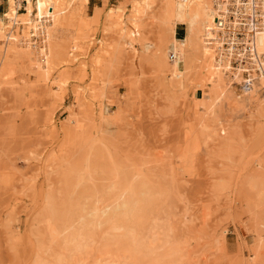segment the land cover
<instances>
[{
    "label": "rangeland",
    "instance_id": "rangeland-1",
    "mask_svg": "<svg viewBox=\"0 0 264 264\" xmlns=\"http://www.w3.org/2000/svg\"><path fill=\"white\" fill-rule=\"evenodd\" d=\"M132 1L124 4L125 13L116 14L119 3L110 0H100L98 17L94 9L81 10L53 32L61 41L53 75L44 79L37 73L36 56L31 62L18 57L12 80L1 85L0 264H36L38 255L57 264L46 254L49 244L41 233L65 197L63 173L78 160L82 172L74 174L71 186L82 173L78 193L96 189L101 195L102 178L96 188L88 180L90 155L96 176L110 160L123 173L162 184L174 239L184 251L190 247L186 252H193L194 264H264V247L258 250L264 245V173L258 167L264 163V110L258 108L263 87L256 82L250 95L245 83L233 82L203 129L198 114L202 118L205 111L195 107L209 99L208 90L196 87L194 70L174 91L167 89L169 80L164 82L156 63L160 6L135 29L129 21ZM109 12L116 18L109 20ZM115 22L120 26L114 29ZM180 28L184 39L185 26ZM103 51L112 62L99 68L93 62L105 58ZM97 69L99 82L92 79Z\"/></svg>",
    "mask_w": 264,
    "mask_h": 264
},
{
    "label": "bare ground",
    "instance_id": "bare-ground-1",
    "mask_svg": "<svg viewBox=\"0 0 264 264\" xmlns=\"http://www.w3.org/2000/svg\"><path fill=\"white\" fill-rule=\"evenodd\" d=\"M7 2V14L0 19V89L1 85L9 83L6 80L10 81L8 78L15 71L18 57L31 62L36 56L37 73L44 79L51 76L60 65L57 64V44L61 41L53 38V32L58 26L72 22L81 10L87 8L89 0H27L23 12L20 11L23 7L21 0ZM74 3H79L80 8H74ZM124 4L114 9L116 14L125 13L127 7ZM234 5L240 6V0ZM157 6L161 10L157 22L162 33L156 63L161 78L164 82L169 80L167 89L173 90L178 80L190 76L193 70L196 72V87L203 92L208 90L209 96L205 102L198 100L195 107L197 113L205 111L202 118L198 114L199 125L203 129L209 116L215 112L217 101L222 102L223 97L230 93L228 89L233 82L245 83L250 95L254 94L256 82L264 89V23L243 25L230 0H133L129 7L131 26L140 28L141 20L153 13ZM102 10L96 8L95 17ZM245 13H249L248 6ZM114 18L116 15L109 12L108 19ZM178 24L185 26L184 39L176 37ZM119 26L116 22L113 24L114 29ZM238 32L244 35L243 39L237 37ZM103 52L105 58L97 56L93 62L99 68L102 63L108 67L112 62L109 52ZM234 62L238 63L237 67H234ZM100 74L99 70L93 71V81H98ZM245 75L249 79L246 80ZM58 79V84L65 81L64 78ZM104 86L108 87L109 82ZM259 100L256 99V104ZM258 105L260 111L264 110V101ZM233 110L237 111L236 108ZM100 111L103 116L104 109L100 108ZM97 157L107 160L103 153L97 152ZM92 158L90 155L86 161V169L91 175L88 180L96 188L94 182L101 177L106 186L101 195L95 189L90 195L82 196L78 193L82 173L78 182L71 186L74 174L82 172L83 161L78 160L63 173L65 197L62 204L52 209L54 216L47 217L46 227L41 233L43 243L49 244L46 254L51 253L57 264H194L191 252H186L190 247L184 251L186 246H178L181 240L174 239L176 230L170 223L173 217L163 209L167 204L162 202L167 200V195H163L166 190L163 192L162 184L148 177L142 179L123 173L121 167H113L109 158L107 169L96 176V161ZM263 165L258 164V167L264 173ZM262 178L264 184V176ZM263 247L260 244L258 250ZM44 258L38 255L36 264H49Z\"/></svg>",
    "mask_w": 264,
    "mask_h": 264
},
{
    "label": "built area",
    "instance_id": "built-area-1",
    "mask_svg": "<svg viewBox=\"0 0 264 264\" xmlns=\"http://www.w3.org/2000/svg\"><path fill=\"white\" fill-rule=\"evenodd\" d=\"M181 2H186L187 0H180ZM237 0H230L232 4V9L239 13L238 18L240 22L245 24L259 25L264 23V0H240V6L234 5ZM22 9L24 11V6L27 4V0H21ZM246 6L249 7V13L246 12ZM234 18V16H232ZM237 37L243 39L244 35L241 32L237 33Z\"/></svg>",
    "mask_w": 264,
    "mask_h": 264
},
{
    "label": "crops",
    "instance_id": "crops-1",
    "mask_svg": "<svg viewBox=\"0 0 264 264\" xmlns=\"http://www.w3.org/2000/svg\"><path fill=\"white\" fill-rule=\"evenodd\" d=\"M110 1L118 2L120 5V4H124V3L128 2L129 0H110ZM4 2H5V0H0V19L4 18L7 14V11H8V2H7V8L4 5ZM87 7H88V10H90V9L95 10L96 8H102L100 0H89ZM180 26H182V25L178 24V26L176 28V36H178V31L181 29Z\"/></svg>",
    "mask_w": 264,
    "mask_h": 264
},
{
    "label": "trees",
    "instance_id": "trees-1",
    "mask_svg": "<svg viewBox=\"0 0 264 264\" xmlns=\"http://www.w3.org/2000/svg\"><path fill=\"white\" fill-rule=\"evenodd\" d=\"M177 37L180 38V39L183 38V37H179V36H177Z\"/></svg>",
    "mask_w": 264,
    "mask_h": 264
}]
</instances>
